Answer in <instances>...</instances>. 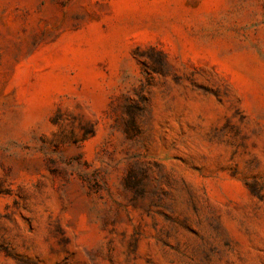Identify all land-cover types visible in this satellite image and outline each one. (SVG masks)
<instances>
[{
	"label": "rangeland",
	"instance_id": "rangeland-1",
	"mask_svg": "<svg viewBox=\"0 0 264 264\" xmlns=\"http://www.w3.org/2000/svg\"><path fill=\"white\" fill-rule=\"evenodd\" d=\"M0 264H264V0H0Z\"/></svg>",
	"mask_w": 264,
	"mask_h": 264
}]
</instances>
